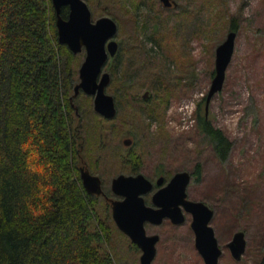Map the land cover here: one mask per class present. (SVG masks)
Segmentation results:
<instances>
[{
	"label": "rangeland",
	"instance_id": "374dc122",
	"mask_svg": "<svg viewBox=\"0 0 264 264\" xmlns=\"http://www.w3.org/2000/svg\"><path fill=\"white\" fill-rule=\"evenodd\" d=\"M85 1L93 21L110 17L118 24L115 39L119 51L107 61L103 73L111 76L106 93L114 97L116 106H122L117 107L113 122L103 127V137L91 140L88 128L103 117L96 115L93 97L77 96L85 126L83 141L89 142L91 150L87 161L90 167H97L92 172L102 178L104 189L109 191L113 178L129 173L130 160H135L129 158L132 149L131 154L144 164L142 171L150 179L162 167L167 177L179 171L194 173L189 198L215 211L211 226L223 250L219 264H261L264 0H174L177 6L173 9L164 7L160 0H115L113 4H108L111 0H90L91 7ZM234 17L238 25L234 56L224 87L212 98L208 111L213 125L232 143L227 160L221 161L198 133L197 119L205 114L204 99L214 77L216 49L232 31ZM78 55L83 63L85 50ZM180 58L188 62L185 69ZM147 91L151 98L145 101L142 96ZM151 108L163 111V120L151 118ZM125 139L134 140L131 149L123 145ZM123 155L128 156L127 163ZM124 163L128 167L122 171ZM100 202L101 220L111 226L108 248L116 263L140 264L141 252L118 229L108 203L103 198ZM191 223L192 216L187 215L183 225L166 222L146 227L149 235L161 237L152 264H205L196 249ZM239 231L246 235L247 248L237 261L227 245Z\"/></svg>",
	"mask_w": 264,
	"mask_h": 264
},
{
	"label": "trees",
	"instance_id": "16d2710c",
	"mask_svg": "<svg viewBox=\"0 0 264 264\" xmlns=\"http://www.w3.org/2000/svg\"><path fill=\"white\" fill-rule=\"evenodd\" d=\"M81 63L58 41L52 0H0V264H117L100 197L85 191L77 167L85 138L73 97ZM162 113L151 108L150 116L163 120ZM111 122L96 120L89 139L103 137ZM197 129L226 161L232 143L206 113Z\"/></svg>",
	"mask_w": 264,
	"mask_h": 264
},
{
	"label": "water",
	"instance_id": "95a60500",
	"mask_svg": "<svg viewBox=\"0 0 264 264\" xmlns=\"http://www.w3.org/2000/svg\"><path fill=\"white\" fill-rule=\"evenodd\" d=\"M166 8L176 7L174 0H160ZM56 12L58 41L66 45L74 54L85 50L86 57L79 70L80 82L75 87L74 98L82 91L94 97V109L97 114L111 120L118 110L113 96L106 93L111 81L109 73H103L107 61L119 51L115 37L118 33L117 22L110 17H101L93 21L92 11L85 0H52ZM69 8L67 19L61 16L62 9ZM236 31H230L223 43L216 49L215 74L206 98L205 113L208 116L212 98L222 91L227 69L235 52ZM150 93L145 92L146 99ZM127 146L131 139L125 141ZM83 186L90 194L102 195V181L90 172L82 170ZM161 183V181L159 182ZM191 183V174L187 171L177 173L169 185L154 196L160 210L147 207L141 195L152 189V183L144 175H120L112 183L115 194L125 197L123 201L113 202V219L118 229L138 246L143 254L140 264H152L156 255L158 235L148 236L145 223L159 225L164 218H170L175 225L185 222V215L180 206H184L192 216L191 228L195 234V245L205 264H219L223 250L219 245L215 229L211 226L215 211L202 201L188 200L187 188ZM159 199V201H157ZM232 257L240 261L246 252L247 240L244 232H236L228 243Z\"/></svg>",
	"mask_w": 264,
	"mask_h": 264
},
{
	"label": "flooded vegetation",
	"instance_id": "af4514ba",
	"mask_svg": "<svg viewBox=\"0 0 264 264\" xmlns=\"http://www.w3.org/2000/svg\"><path fill=\"white\" fill-rule=\"evenodd\" d=\"M173 8H175V7H171L170 9H173ZM109 85H110V83H109ZM108 85V86H109ZM107 86V87H108ZM106 87V88H107ZM81 94H85L84 92H80L79 93V95L78 96H80ZM86 95V94H85ZM88 96V95H87ZM144 96V95H143ZM143 96H142V99L143 100H145V101H147V100H149L150 98H151V95L148 97V98H146V99H144L143 98ZM92 97V96H91ZM94 98V97H93ZM76 111H78V109H76ZM106 120H108V119H106ZM127 139H125L124 141H123V145L125 146V147H127V148H132L133 147V144H134V140H132V144L130 145V146H127L126 144H125V141H126ZM89 143V142H88ZM87 141L85 142V141H83L82 143H79V145H78V148L76 149L77 150V155H78V158H79V163L77 164V167H78V171H79V173H80V179L82 180V178H81V174H82V170H85V171H88V172H90V174L91 175H93V176H97V177H99L100 179H101V181H102V178L100 177V176H98V175H96V174H94L93 172H92V170L93 171H95L94 169H93V167L94 168H97V167H95V166H93V167H90L89 166V163H88V161H87V157H88V153H89V156L91 155V150L89 151V148H88V146H87ZM102 148H103V146L101 147H99V149H98V151H97V153L96 154H99L100 152H102ZM130 153L132 152V149L129 151ZM100 155V154H99ZM124 156V155H123ZM128 157V156H127ZM127 157L126 156H124L123 157V159H125V163H127L126 162V160H127ZM130 158V157H129ZM137 159H138V161L137 162H135V163H131L130 162V164H129V167L128 166H126V164L124 163V164H122L123 166H122V171L125 169L126 170V168L128 167V174H125V173H122V174H120V175H126V176H136V175H139V174H142V175H144L146 178H148L147 176H146V174L142 171V169H143V167H144V164L140 161V159L137 157ZM179 172H184V171H179ZM179 172H177V173H179ZM188 172V171H187ZM177 173H175V174H173L171 177H167L166 176V172L163 170V167L162 168H159V169H157L156 170V174H155V178H153V179H150V178H148V180H150V182L152 183V189L148 192V193H146V194H143V195H141V197L143 198V200H144V203H145V205L147 206V207H150V208H153L154 210H160L161 209V207L160 206H158V205H156V201L154 200V196L156 195V194H158L161 190H163V189H165L168 185H169V183L171 182V180L173 179V177L177 174ZM190 174H191V180H192V178H193V176H194V173L192 174L191 172H189ZM120 175H118L117 177H119ZM117 177H115V178H117ZM115 178H113L112 179V182H111V188H110V190L109 191H106L105 189H104V187H103V181H102V189H103V194L102 195H100V196H98V195H96V194H90V195H93V196H97V197H100V198H103L107 203H108V205L110 206V209H111V211H112V218H113V202L114 201H123V200H125V197H123V196H119V195H117V194H115L114 193V191H113V189H112V183H113V180L115 179ZM161 181V183H159ZM82 185H83V181H82ZM190 185V184H189ZM84 187V186H83ZM189 187V186H188ZM84 189H85V187H84ZM85 191L88 193V191L85 189ZM187 194H188V188H187ZM187 199L188 200H192V199H190L189 198V194H188V197H187ZM157 201H159V199H157ZM194 201V200H193ZM181 207V209H182V211H183V214L185 215V222L187 221V215H191V214H189V213H187L186 211H185V209H184V206H180ZM114 220V219H113ZM115 222V221H114ZM166 222H169V223H171L172 225H175V224H173V222H172V220L170 219V218H164L163 219V221H162V223H160L159 225H156V224H152V223H150V222H146L145 223V229H146V227H148V226H150V225H152V226H156V227H159V226H161V225H163L164 223H166ZM184 222V223H185ZM183 223V224H184ZM116 224V223H115ZM183 224H181V225H183ZM117 226V225H116ZM175 226H179V225H175ZM146 233H147V229H146ZM124 234V233H123ZM125 235V234H124ZM147 235L148 236H151V235H149L148 233H147ZM154 235H158L159 237H160V235L159 234H154ZM129 238V237H128ZM160 239H161V237H160ZM132 242V241H131ZM159 242H160V240H159ZM158 242V243H159ZM133 243V242H132ZM157 243V244H158ZM134 244V243H133ZM135 245V244H134ZM137 247V249L141 252V257H142V254H143V252H142V250L138 247V246H136ZM156 248H157V245H156ZM141 257H140V259H141Z\"/></svg>",
	"mask_w": 264,
	"mask_h": 264
}]
</instances>
